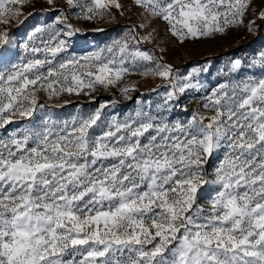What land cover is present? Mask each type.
<instances>
[{
  "label": "snow or ice",
  "instance_id": "snow-or-ice-1",
  "mask_svg": "<svg viewBox=\"0 0 264 264\" xmlns=\"http://www.w3.org/2000/svg\"><path fill=\"white\" fill-rule=\"evenodd\" d=\"M26 2L0 0V24L22 15ZM66 2L88 20L121 7L116 0ZM134 4L181 40L224 31L248 6ZM61 15L56 22L66 36L79 31ZM47 27L40 46L24 44L31 58L0 69V264H264V75L219 84L204 97L212 114L194 112L185 121L143 109L102 118L103 104L56 118L38 92L52 98L107 88L154 57L128 39L87 56H62L68 49L62 29ZM134 33L126 36L138 42ZM8 43V32H0V45ZM241 64L235 60L231 71ZM252 64L264 72V52ZM199 71L174 77L170 65L156 63L143 75L167 80L170 101L202 87L193 83ZM13 117L28 123L9 131Z\"/></svg>",
  "mask_w": 264,
  "mask_h": 264
},
{
  "label": "rangeland",
  "instance_id": "rangeland-1",
  "mask_svg": "<svg viewBox=\"0 0 264 264\" xmlns=\"http://www.w3.org/2000/svg\"><path fill=\"white\" fill-rule=\"evenodd\" d=\"M78 2L84 4L89 0ZM116 2L120 8L110 5L102 18L97 16L88 20L83 18L79 8L68 6L66 0H55L51 5L48 0H28L22 7V15L6 25L0 24V32L7 31L9 35V43L0 45V69L20 63L21 57L31 58L33 54L24 48V44L40 46L39 39H47L48 25L62 29L59 39L66 40L68 44L67 52L62 56H87L111 46L116 40L128 39L132 49L149 52L154 57L153 61H139L135 70L107 88L97 84L94 91L85 88L79 95L65 94L52 98L46 92H38L40 103L50 106L56 118L67 119L77 112L86 115L103 104L106 106L102 109V118L115 115L123 119L143 109L153 115L167 117L170 122L185 121L194 112L211 115L203 104L204 97L209 96L212 89L219 84L239 83L248 76L264 75L258 64H252L264 52V0H244L248 6L243 16H238L236 23L224 26L222 32L184 40L174 35L167 23L149 17L134 4V0ZM61 13L68 16V23L79 29L78 32L72 36L65 35L67 28L56 22L62 19ZM37 28L43 31L36 33ZM129 29L135 30L138 42L126 36ZM33 34L34 39L29 41L28 36ZM237 59L241 60V67L231 71V65ZM156 63L170 65L174 77H186L193 68L201 69L193 83L198 81L202 87L199 90L187 88L183 93L177 92V98L167 100V93L172 90L168 81L155 75H143ZM124 87L130 91L123 93ZM44 111H49V108ZM27 123V119L13 117V123L5 127L12 131ZM202 203L207 206L206 202Z\"/></svg>",
  "mask_w": 264,
  "mask_h": 264
}]
</instances>
